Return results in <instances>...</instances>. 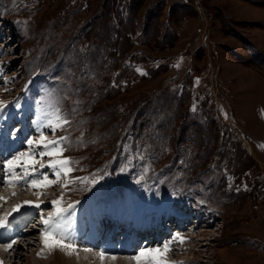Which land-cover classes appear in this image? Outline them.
Returning <instances> with one entry per match:
<instances>
[{
    "label": "rangeland",
    "instance_id": "374dc122",
    "mask_svg": "<svg viewBox=\"0 0 264 264\" xmlns=\"http://www.w3.org/2000/svg\"><path fill=\"white\" fill-rule=\"evenodd\" d=\"M9 103L27 112L9 134L30 118L23 149L0 154V197L7 187L8 202L24 201L16 214L40 204L53 223L81 224L169 198L197 220L174 230L180 255L170 258L264 264V0H0V108ZM21 152L27 168L10 171L3 158ZM13 172L24 180L8 183ZM44 176L50 186L27 183ZM66 231L57 237L73 247ZM36 243L21 258L10 250L6 264L34 253L37 264H62Z\"/></svg>",
    "mask_w": 264,
    "mask_h": 264
},
{
    "label": "bare ground",
    "instance_id": "6f19581e",
    "mask_svg": "<svg viewBox=\"0 0 264 264\" xmlns=\"http://www.w3.org/2000/svg\"><path fill=\"white\" fill-rule=\"evenodd\" d=\"M2 108L5 110V116L4 115L3 116H4V119H6V121H4L3 123H6L7 128L5 129L6 131L4 133L0 134V154H1V156L6 149H9L11 151V153L13 151L16 152L17 150L23 149V144L26 145V143H24V141L27 139V135L25 134V132L29 133L28 132V126H29L28 123H29V119H30V118H28L26 121H24V125H23V128L21 130H17V132L15 134H13V133L9 134V131H7V130H10V127L14 126L15 121L20 116L27 115V112H24V109L22 108L21 105L17 109L13 110L10 103L7 104L6 106H3ZM2 108H0V109H2ZM24 117L26 118V116H24ZM29 117H30V115H29ZM1 119H2V115L0 116V121H1ZM33 121L35 122L36 130L40 133L42 127H40L41 123H40L39 119L36 118ZM38 132H37V134H39ZM1 150H3V151H1ZM21 154H23V152L19 153L17 155V157L22 158ZM3 159H4V163H3L4 165H6V161H8V160H13L15 163V157L10 158V159H6V158H3ZM20 161H21V159H20ZM39 166H41V165H39ZM43 174H44V172H43ZM8 191H9V189L7 187H5V190L3 191V193L1 194V197H0V216H2V218L0 220L6 221L5 226L3 228H0V261H2V264H6L7 259L9 257L10 250H14L15 257H17V255H19L18 258H21V256H22L21 250H22V246H24V243H26V248H28V247L31 248V246H33V245H31V243L37 245L36 242H38V244H39L38 246H40V248L46 247L45 243H44L45 231L42 233L43 236H39L37 238V233L41 232L44 229L43 228V222H42V228L37 229L39 227V225L41 224V221H42V220L40 221V214H42L41 212L36 213L37 218H35V220L33 222L34 226L29 225L28 221L23 223V218L21 219L20 227H17V225L11 224V219L14 218L15 216H18V214H16V211H13V209L17 205H20L21 203L23 204L24 201L20 200L19 202H16V204H17L16 206H15V204L13 205V203L8 202V199H7V193H9ZM33 194H31L30 196H34ZM30 196H26L25 198L27 199ZM21 198H24V197L22 196ZM129 205H131V204H129ZM171 205L172 204H171L170 199H166L165 201H163V206H165L166 210ZM181 207H182V211L185 212L186 214H188V211L191 210V209H187L185 204H181ZM7 210H9V211H7ZM166 210L164 208H160V209H158V207L154 208L151 205H149L143 209L130 208L125 212L121 211L119 218L116 219V221H115V222H117V225L115 226L116 229H118V230L121 229L122 226L124 225V222L126 219L129 220L130 226H131V224H133V222H135V223L137 222L138 224L142 222L141 224H143V223L146 224L145 225L146 229H143L144 227H140L141 229L138 228L139 230L137 231V235L134 236V238L129 237V238H125V239H121V238L115 239V241H117L119 246L122 248L128 247L131 244L130 239H133L132 244L134 247L136 246L135 247L136 249L135 250L133 249V253H136L138 251V255L131 256L130 258L125 259L121 256L120 257H118V256L112 257V255H107V253L110 252V251H108V248H110L109 245L111 243V242H107L108 239L107 240L105 239V242H103V244L99 245V243H97V241L99 239L104 237V233L106 232V228H110V226L107 225L106 223H104L103 220H102V222H100L102 211H98V213L96 212V213L89 215V219H87L88 222L84 223V221H83V223H81L84 225L79 224L82 221V219L79 222H77L76 220L74 221L71 218H67V220H63V221H61L62 220L61 218H60V220L55 219L56 221H54V223L52 221V224L59 223L61 225V228L58 229L56 231V233L54 234L55 239L58 240L57 238L61 237V236L57 237V235L59 236V234H58L59 230L63 231L64 229H66V230H68V231H66V232H68L67 233L68 236L73 234L72 239H75V241H74L75 245H73V247H71V248H51L53 250H50V249L49 250L54 251V253L59 256L62 264H98V263H100V264L101 263L102 264H124L125 260H130V261H128V262H130L129 264H157V261L162 262V264H182V261H175L176 259L173 260L169 256V254H173V256H175L178 260V257L180 255V252L178 249L180 241L178 240V242H177V240H175V238L174 239L172 238V233H174L175 229H178L175 227V225H177V222L174 219L173 220L172 219L165 220L164 224H163L164 220L160 219V220L156 221V218L157 217L161 218L162 213H166ZM43 212H44V210H43ZM192 212L193 211L191 210L190 213H192ZM103 215H104V213H103ZM155 215H157V217H155V219H154ZM42 217H43V214H42ZM43 218L44 219L49 218L48 214H45ZM154 221H156L158 223V226L156 229H153V227L151 225V223H153ZM211 222H214V221H211ZM72 226H74V227H72ZM142 226H144V225H142ZM71 227H72V229H70ZM24 228H26L25 232L23 230ZM77 229H78V231L76 232ZM36 230H39V231H36ZM104 230H105V232H104ZM205 231L207 232L208 229H205ZM143 232H150L149 237H147V238L142 237L141 233H143ZM207 233H209V232H207ZM30 238H31V240H30ZM164 238H165L166 243H163ZM109 239L112 241V237H109ZM146 240H147V243L144 244V241H146ZM13 241H14V243H13ZM64 242L68 243V240L65 239ZM9 244H11L10 248L8 247ZM96 244L100 247L99 249H101V253H98V254L95 253L94 247H96ZM165 245H167V250L165 249ZM48 247H50V246H48ZM169 247H171V248H169ZM38 251L39 250H37V252ZM141 253H144V255L141 256ZM34 256H36L35 253L32 256V258H29V260H30L29 264H37L39 262V260H37V258ZM153 257H155V260L153 259ZM99 258H100V260H98ZM8 260H10V259H8Z\"/></svg>",
    "mask_w": 264,
    "mask_h": 264
},
{
    "label": "snow or ice",
    "instance_id": "6c2138e0",
    "mask_svg": "<svg viewBox=\"0 0 264 264\" xmlns=\"http://www.w3.org/2000/svg\"><path fill=\"white\" fill-rule=\"evenodd\" d=\"M59 119V117H57ZM63 123H68L67 120H63ZM57 126H60V125H57ZM61 139H66L64 137H62ZM41 141H43V137H41ZM29 144H32L33 141L32 140H29L28 141ZM50 144H56L57 142L56 141H49ZM44 147H48L47 144L44 145ZM55 154H59L58 152L55 151V149L53 150V152L51 153H45V155H55ZM24 154H21V156H23ZM20 159L21 157H16L15 158V163L13 160H8L6 161V167L11 171L13 170L15 167H20V166H23L25 167V169L27 168V163H25L24 165H21L20 164ZM68 163L67 160H61V161H56L52 164H50L49 166L50 167H56L57 164L59 165H66ZM68 171H71V169H67L64 171V174L67 175V172ZM29 173L27 171H25L24 173V176H28ZM54 175L57 176V178H59L60 176V172H56L54 173ZM21 180H24V177H20V176H17L14 174H12V176L7 180L8 183H12V182H18V181H21ZM43 180H44V184L43 185H38L37 181L36 180H31V181H27V183L32 186V187H37V186H44V187H47V186H50L53 182L52 181H49L47 176H44L43 177ZM13 195H15V193H13ZM26 204H29L30 202L26 201L25 202ZM60 202L59 201H53V204L54 205H58ZM20 205H17L13 211H19L20 210ZM36 207H39V205H36ZM62 211V209H60L59 207H57V210H56V213L55 215L56 216H59L60 215V212ZM52 220H53V217H49L48 219H45L43 220V223L48 226V230L45 231L44 233V243H45V246L48 247V246H51L53 248H71L72 245L71 244H67L65 243V239H67L68 237L65 236L64 232H61V239L60 240H56L55 239V233L58 229L61 228V225L59 223L57 224H52ZM5 223L6 221L5 220H0V228H3L5 226ZM49 240H51V245H49ZM14 243V241H13ZM8 247L10 248L11 247V244L8 245ZM165 249L167 250V245H165ZM144 253H141V256H143ZM153 259L155 260V257H153ZM0 264H2V261H0ZM157 264H162V262L160 261H157Z\"/></svg>",
    "mask_w": 264,
    "mask_h": 264
}]
</instances>
